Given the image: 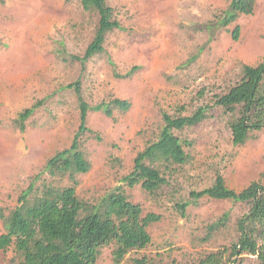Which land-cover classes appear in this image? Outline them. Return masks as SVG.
Returning <instances> with one entry per match:
<instances>
[{
	"label": "rangeland",
	"instance_id": "obj_1",
	"mask_svg": "<svg viewBox=\"0 0 264 264\" xmlns=\"http://www.w3.org/2000/svg\"><path fill=\"white\" fill-rule=\"evenodd\" d=\"M231 2L107 0L121 28L109 33L106 53L83 67L73 57L85 55L99 21L83 0H0V214L9 216L38 176V187L73 186L68 177L43 171L50 158L72 145L79 130V98L68 86L80 82L92 108L88 127L93 133L82 138L91 170L77 178L79 198L95 202L122 187L144 216H161L149 228V247L130 252L121 264L138 258L150 264H200L230 248L238 239L237 222L250 206L194 201L191 193L211 187L218 174L237 192L254 182L264 184V130L245 145H234L233 117L216 105L217 97L240 82L244 65L264 63V0L229 27L215 34L205 30ZM237 26L240 37L234 40ZM116 99L129 101V111L115 109L109 117L96 110ZM38 103L21 131L15 121ZM201 107L208 112L200 125L174 132L188 162L161 168L168 184L157 193L129 187L124 178L133 172L138 154L158 140L163 114L191 116ZM226 214L228 228L209 236L208 227ZM4 232L0 219V235ZM114 250L113 244L103 248L98 264H116ZM18 261L14 248L0 250V264ZM235 264L259 261L246 255Z\"/></svg>",
	"mask_w": 264,
	"mask_h": 264
},
{
	"label": "trees",
	"instance_id": "obj_2",
	"mask_svg": "<svg viewBox=\"0 0 264 264\" xmlns=\"http://www.w3.org/2000/svg\"><path fill=\"white\" fill-rule=\"evenodd\" d=\"M258 0H232L220 19L205 26L215 34L242 16L254 13ZM85 10L96 12L99 21L95 36L85 55L74 56L83 67L95 56L106 53L109 33L121 28L114 10L107 0H83ZM241 28L233 31L238 40ZM135 67L126 76H134ZM75 88L80 104V127L72 145L50 158L43 173L53 178L68 177L71 187H59L45 183L38 187L41 178L36 177L19 198L17 208L9 216L0 214L5 232L0 235V250L14 248L19 258L15 264H98L102 249L115 246L114 261L121 264L134 250H143L152 243L151 225L161 221V216L150 213L144 216L143 208L129 200L126 191L118 187L95 202L85 201L77 194L78 176L88 174L91 163L82 149V138L93 132L88 127V115L92 108L84 100L80 82L68 86ZM41 103L25 110L15 121L21 131ZM216 105L231 115L230 129L236 146H243L264 130V63L243 66L242 79L228 93L217 97ZM131 103L113 100L100 105L107 116L115 109L127 112ZM207 108H199L191 116L173 117L163 114L164 127L157 141L149 144L135 159L133 172L124 178L131 188L141 185L154 194L168 184L161 168L184 165L189 156L181 140L174 134L186 128L200 125L207 118ZM194 201L202 198L230 200L246 203L250 211L237 222L238 239L230 248L208 255L200 264H235L241 256H253L264 264V184L254 182L244 190L230 189L224 177L217 175L215 183L200 192L191 193ZM188 204L180 206L184 211ZM230 215L208 227L209 236L228 228ZM133 264H150L146 258L134 259Z\"/></svg>",
	"mask_w": 264,
	"mask_h": 264
}]
</instances>
